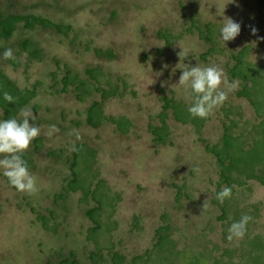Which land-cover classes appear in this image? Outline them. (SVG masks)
<instances>
[{"label": "rangeland", "instance_id": "1", "mask_svg": "<svg viewBox=\"0 0 264 264\" xmlns=\"http://www.w3.org/2000/svg\"><path fill=\"white\" fill-rule=\"evenodd\" d=\"M6 1L0 0L4 15H39L52 22L61 21L71 29L65 38L53 28L36 25L25 31L19 23L7 42L0 40V50L11 48L18 63L11 66L3 58V50L1 71L21 89L28 86L31 91L37 85L39 96L26 108L37 104V110L32 111L41 127L38 137L42 138L37 152L32 142L26 150L35 168L30 169L36 178L35 191L16 190L0 169V264H58V254L63 259L69 252L78 264H110L105 250L110 245L124 255L126 264H131L135 256H141L135 264H213L228 258L230 264H246L250 249L247 242L253 236L262 237L263 247L258 252L264 264V186L232 171V179L245 184L238 187L233 183L231 196L219 202L216 195L225 185L218 186L214 157L200 141L221 149L226 126L232 136H245L239 146L248 159L254 147L264 156V147L254 144L260 140V133L251 132L264 115V0ZM227 18L238 22L241 30L224 45L219 28ZM25 38L39 51L37 58L29 54L31 47L19 49V41ZM207 38L215 42L216 51L202 58L208 48ZM88 39L103 50H111L114 59H99L91 49L84 51L83 43ZM243 47L249 50L240 71L258 80L252 90L248 82L244 83L253 93V106L236 96L242 83L230 80L227 69L233 63L230 54ZM184 64L219 66L235 88L206 118L199 133L190 118L182 124L167 111L164 143H154L151 127L161 125L162 97L172 99L184 112L192 103L190 89L178 85ZM90 68H99L104 74L99 77L100 87L115 88L106 101L93 92L78 101L72 88L66 94L43 95L50 90L51 78L58 81L66 70L77 80L96 86L85 74ZM220 87L227 91L224 84ZM94 101L101 102L103 117L127 119L131 123L128 130L120 133L105 120L98 129L87 126L86 109ZM195 119L200 124L204 121ZM72 120L81 121V126L73 128ZM50 125L57 129L51 136ZM73 140L89 146L82 147L77 158L78 191H85L90 183L91 148L97 151L93 169L98 170V179L92 180L85 201H80L81 192L54 198L69 175L65 159L71 155L69 142ZM57 149L63 150L57 158L48 156L49 151ZM98 181L100 187H95ZM96 201L100 202V211L95 219L101 226L93 240H88L87 231L93 224L84 211ZM221 206L226 207V217L219 219ZM242 215L251 217L243 238L228 240V228L235 221L227 219L236 216L239 220ZM38 216L46 218V228L41 227ZM166 225L172 244L164 239L154 247L155 231ZM96 250L101 251L103 259L93 262L89 256ZM226 250L229 257L223 255Z\"/></svg>", "mask_w": 264, "mask_h": 264}, {"label": "trees", "instance_id": "2", "mask_svg": "<svg viewBox=\"0 0 264 264\" xmlns=\"http://www.w3.org/2000/svg\"><path fill=\"white\" fill-rule=\"evenodd\" d=\"M10 0H7V4H9ZM197 3V1H196ZM13 5L11 4V8ZM26 8H23V12L27 9L28 6H25ZM25 14V13H24ZM16 14V13H9V14H3L2 10L0 8V40L3 41V43L7 42L12 36L16 28H18L19 23L22 24V29L27 31V29H33L34 26L39 25L43 28H53L57 30V32L60 34L59 36H64L65 38H68V32L71 29V27L67 24L60 22L51 21L48 18L41 17L39 15L34 16L32 14ZM112 16L115 15V11L112 12ZM191 16V21H192ZM74 40V39H73ZM70 40V41H73ZM208 42V48L205 54H202L201 57L204 58L207 55H212L216 49H215V42H213L211 39L207 38L205 40ZM19 49L26 50H32L29 54L34 55L36 58L38 57L39 51L33 48V45L29 39H23L19 41L18 44ZM84 51H88L89 49L92 50L94 56H96L99 59H105V60H112L114 59V55L111 50H103L101 47H97L94 45V42L91 41V39H88L83 43ZM3 49V48H2ZM4 50V49H3ZM2 50V51H3ZM249 47H243L241 50L234 54H230V58L233 61L232 65L227 68L229 73L230 80H238L242 83L241 89L236 92V96L238 98H244L246 101L249 102L251 106L254 105L253 102V93H249V89L247 88L246 84L249 83L250 90L255 89V86L257 84L258 80L250 79L248 76L244 75L242 71H240L241 65L245 60L246 53H248ZM0 50V53L2 52ZM7 62L13 66L16 67L18 63L16 60L8 59ZM55 65L58 66V63L55 62ZM85 74L87 75L88 79L92 81L96 86H93V84H87V82H82L77 80V77L70 76L69 71H65L64 75L59 79L58 81L55 80V77L51 78L52 86L50 85L49 91L47 90L44 92V96H54V95H60V94H66L69 92V89L72 88V92H74L75 99L78 101H83L84 98L87 96H91L93 93H99L101 96L102 101H106L109 97L113 96L114 92L113 90L115 88L109 87L108 90L102 88L99 86L100 80L99 77L103 76L104 74L101 72L99 68H90L85 70ZM52 76H54V73H51ZM79 81V82H76ZM60 87L57 88L58 85ZM35 88L30 89L28 86H23V89L19 88L17 84L12 81L10 78H8L0 68V119H10V118H17L20 119V112L26 108V106L30 105L32 101L36 98L39 93V90L37 88V85H33ZM7 92L9 93L13 98V103H8L3 99V94ZM93 92V93H92ZM54 93V94H52ZM162 101L164 103L162 112L159 114V121L160 126L151 127V133L154 136L153 142L157 144H163L164 143V135L166 133V124L164 122V119L166 117V112L170 110V112L173 115V118L175 121H178L179 123L186 124L187 119L190 118V122L193 123V125L196 127V132L199 133L200 128H202L203 123L207 120L204 118V121L200 124L197 123V120L191 115H187L189 112H184L183 110L176 107L175 102L172 99L162 97ZM33 111L35 112L37 110V104L31 106ZM183 113V114H182ZM257 115V114H256ZM258 115H260L258 113ZM262 116V121L258 123L256 126H254L251 129V132L260 133V140L255 141L254 144H261L264 147V115ZM64 117V116H63ZM104 120L112 125H115L116 129L120 133H125L131 123L125 119V118H113L108 117L105 118L101 114V102L100 101H94L87 109H86V118H85V124L92 129H98L100 126H102ZM30 123L32 121H29ZM38 124V123H37ZM81 121L72 120L71 126L73 128H78L81 126ZM65 128H68L67 126H64ZM223 134H222V143L223 146L221 149L218 148V145H209L204 140L200 138V141L204 143L205 151L210 153L215 160V165L218 170V174L220 177V182L218 183V186L221 184H224L225 187H228L232 190L231 185L234 183L238 187L244 186L245 181L242 180H235L232 179V171L238 172L239 174H243L246 180H255L259 182L261 185L264 186V156L258 155L256 151V147L253 148V151L249 152L250 158H247L246 151H244L241 146H239L240 139H243L245 137L242 134H239V136H232L229 129L224 126L223 127ZM74 135H76L75 132H72ZM71 133V134H72ZM42 142L41 137H37L34 140H32V144H34V150L37 152L39 145ZM77 143V144H76ZM76 144V145H74ZM69 145L72 147V152L70 157H67L65 159L67 168L69 171V175L67 178L63 179V184L61 185L60 191L54 195L55 199H63L65 197V194L67 192H81L82 198L80 201L87 200L89 193H90V184L93 179H98V170L93 169V166L95 164V159L97 156V151H95L93 148H91V156H92V165L91 170L93 173L92 178L89 180L88 187L84 189L85 191H78L81 188V184L79 181V175L76 173V164H77V158L79 157V153L82 147H89L85 143L82 142H69ZM62 149L57 150H51L47 154L51 158H57V153H62ZM31 154L29 152L24 151L22 154V159H24L27 163V166L29 168V171L31 172V168L34 170L35 168L31 166ZM100 180V179H99ZM104 184L103 181L100 180ZM100 182L98 181L96 183L95 187H100ZM101 183V184H102ZM59 205V204H58ZM89 205V203H87ZM113 207V206H112ZM65 208V207H63ZM225 206L220 207L221 214L219 216V219H222L226 217V210ZM100 211V202L97 201L94 203L93 206H90V208L85 209L84 214L86 215V218L89 219L93 226L88 229L87 232H89V236H87L88 240H93V236L96 231L100 228V223L97 222V218L95 219L96 213ZM51 218H55V214L53 212H50ZM94 219V220H91ZM227 219V218H226ZM38 221L41 222V227L46 228V218L44 216H38ZM238 221L237 217L234 216L233 219H227V221ZM167 231H169V227L166 226H159L157 230L155 231V239L156 243L155 246H160V243L165 239L167 242H173V240L168 235ZM250 245V249L247 250L246 254V264H263L262 258L260 256L259 250L262 249L263 243H262V237L260 236H253L249 239L247 242ZM105 247L106 252L109 255L110 264H126L125 263V257L124 255L120 254L119 252H116L112 249V245ZM174 248V245L172 246ZM99 250L102 248L99 247ZM112 249V250H111ZM175 249V248H174ZM92 252L90 253L89 258L93 260V262H97L103 257L101 256V251ZM229 250L224 251V256L229 257L228 252ZM144 255V254H143ZM141 256H135L132 258L131 264H135L137 260H141ZM74 258L73 252H69L68 258L61 259L60 254H58V264H78ZM71 259V260H70ZM99 259V260H98ZM225 260H220V263L218 261H214L213 264H230L231 262ZM201 261V260H200ZM202 261L206 262V260ZM47 264H52L50 262H47Z\"/></svg>", "mask_w": 264, "mask_h": 264}, {"label": "clouds", "instance_id": "3", "mask_svg": "<svg viewBox=\"0 0 264 264\" xmlns=\"http://www.w3.org/2000/svg\"><path fill=\"white\" fill-rule=\"evenodd\" d=\"M241 30V25L231 18L223 19L219 28V39L225 45L226 42L234 40ZM256 30L252 29L255 34ZM182 51L178 54H180ZM2 56L4 59H13V50L6 48ZM178 85L190 89L193 97L188 112L193 118H207L215 108L223 104L227 99L228 92L234 90L235 85L228 83L224 77L223 69L219 66H190L184 64ZM224 84L227 91L221 89ZM3 99L8 103H13L14 98L7 92L3 94ZM37 116L33 114L31 108L23 109L20 112V119H0V169L2 175L9 184L18 191L33 192L36 188V178L30 173L27 163L22 159V154L26 151L35 138L41 132V127L36 124ZM32 121L31 123L29 121ZM57 131L54 125L49 126L48 135L51 136ZM77 138L79 136L77 135ZM231 196V189L224 187L217 193L216 199L223 203ZM251 217L242 215L238 221L230 224L228 228V240L242 239L246 226Z\"/></svg>", "mask_w": 264, "mask_h": 264}]
</instances>
